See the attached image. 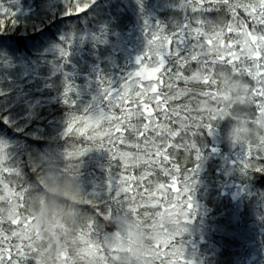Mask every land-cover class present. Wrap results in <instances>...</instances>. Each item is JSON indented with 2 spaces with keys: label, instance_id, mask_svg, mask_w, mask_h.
I'll use <instances>...</instances> for the list:
<instances>
[{
  "label": "rangeland",
  "instance_id": "1",
  "mask_svg": "<svg viewBox=\"0 0 264 264\" xmlns=\"http://www.w3.org/2000/svg\"><path fill=\"white\" fill-rule=\"evenodd\" d=\"M134 1L139 6L140 0ZM148 1L141 0L146 9L139 11H144L145 15L136 16L121 32L104 42L109 50L105 57L111 75L108 81H82L66 72L53 85L56 98L66 91L71 93L70 103L64 116L49 122L53 134L45 145L52 149L40 153L43 173L55 183L60 171L69 176L75 173L77 178L71 176L69 186L77 195H85L97 221L90 224L94 226L86 228L82 224H69L76 219L75 206L65 210L58 205L46 214L24 209L21 206L24 195H16L6 188L0 197V252L4 256L11 252L15 257L12 264L25 263V249L32 250L34 241L46 244L40 249L41 255L27 264H216L219 255L208 244L212 231L231 240L225 254L220 255L227 261L224 264H264V231L259 225L262 213L258 209L261 201L258 191L247 178L249 171L244 172L245 168L255 166L264 152V113L257 112L253 81L246 73L234 71L221 62L210 74L211 85L196 83L188 89H205L206 98L200 102L201 111L211 118L215 128L211 135L204 133L198 139L199 161L195 160L194 153H185L188 164L196 168L190 173L188 186L177 187L180 183L178 173L168 185L150 181L151 191L145 189L140 193L143 199H138L132 195L135 189L131 184L126 189H119V165L106 149H101L96 140L87 135L92 131L98 136L95 128L105 123L102 116L108 111L105 109L104 88L110 87L113 93L119 91L129 76L138 70L137 60L144 56L147 40L153 31L163 28L167 34H175L187 32L192 26H201L206 34L211 35L230 22L231 11L264 9V0H216V6L205 4L195 13L189 0ZM46 2L65 4L70 0ZM72 21L74 23L66 25L62 35L49 46L50 52L59 57H62L61 49L69 53L67 56L71 55L69 45L72 43L92 42L93 46L88 47L92 49L94 43L99 42L84 19ZM249 38L255 43V38ZM194 43L191 34H187L178 41L175 50L183 57ZM28 68L23 71L24 82L33 84L36 76ZM31 76L34 78L29 80ZM37 81L41 84L43 80ZM41 104L36 101L34 106L40 107ZM34 106L31 109H35ZM84 111L89 112V122L73 132L74 125L69 122L82 116ZM228 116L233 119L228 120ZM141 126L137 114L126 137L129 146L135 143L133 137L138 139L136 129ZM0 143L7 146L4 159L8 158L9 167L4 171L9 174L15 142L3 138ZM118 155L126 157L122 159L124 166L133 165L137 173L147 163L140 153L118 152ZM243 158L246 161L244 167ZM4 159H0V165ZM69 168L73 170L69 172ZM204 178L212 183H205V187ZM2 179L0 177V182ZM118 190L121 192L119 196L116 195ZM124 191L128 192L127 196L123 195ZM189 195L190 198L186 199ZM53 200L59 201L54 197ZM208 200H224L226 207L221 216H217L218 211L214 215ZM245 203L248 206L246 211ZM188 204L192 207H187ZM2 223H6V227ZM65 242L70 247H66Z\"/></svg>",
  "mask_w": 264,
  "mask_h": 264
},
{
  "label": "snow or ice",
  "instance_id": "2",
  "mask_svg": "<svg viewBox=\"0 0 264 264\" xmlns=\"http://www.w3.org/2000/svg\"><path fill=\"white\" fill-rule=\"evenodd\" d=\"M94 2L70 0L66 14L86 13ZM189 4L195 13L205 4L216 6V0H189ZM229 20L211 35L206 34L201 26H192L187 32L175 34H167L163 28L153 31L147 40L144 56L137 60L138 70L129 76L119 91L113 93L110 87L104 88L105 109L108 111L102 116L105 123L95 128L98 136H94L92 131L87 135L95 139L101 149H106L119 165V189H126L131 184L135 189L132 195L142 200L140 193L145 189L151 191L150 181L168 185L178 173L180 183L177 187L189 185L190 173H194L196 168L188 164L185 153H194L195 160L199 161L200 154L194 138L204 133L211 135L214 124L201 111L200 102L206 98L203 94L205 89H188L196 83L211 85L210 74L221 62L234 71L246 73L247 78L253 81L257 112L264 113V9L257 8L254 12L237 9L231 11ZM6 27V22L0 20V29ZM187 34H191L195 43L188 54L181 57L175 49L178 41ZM249 37L255 38V43ZM201 40L204 43H200ZM60 54L62 57L69 55L62 49ZM185 92L186 95L182 94ZM67 96L66 91L65 103L69 104ZM88 113L84 111L82 116L69 122L74 125L73 132L89 122ZM137 114L142 126L136 129L138 139L133 137L135 143L129 146L126 137L129 136V125ZM118 152L140 153L147 163L137 173L133 165L124 166L122 159L126 157L118 155ZM5 157L7 146L0 143V159ZM7 160L4 159L0 165V177H7L4 171L9 167ZM258 161L264 163V159ZM245 164L243 158L242 167ZM248 171L245 168L244 172ZM250 171L264 174V167L256 165ZM120 194L118 190L116 195ZM123 195L127 196L128 192L124 191ZM185 198L189 199L190 195ZM187 207L191 208L192 204ZM13 259L15 257L11 256V252L8 256L0 252V264H5V261L12 264Z\"/></svg>",
  "mask_w": 264,
  "mask_h": 264
},
{
  "label": "trees",
  "instance_id": "3",
  "mask_svg": "<svg viewBox=\"0 0 264 264\" xmlns=\"http://www.w3.org/2000/svg\"><path fill=\"white\" fill-rule=\"evenodd\" d=\"M138 2L139 6L134 0H95L88 12L68 16L66 12L69 3H49L46 0H0V20L7 24L6 29H0V140L10 138L15 142L11 173L6 172L7 177H3L0 182V197L6 188L13 190L16 195L21 193L24 195L21 206L39 214L50 213L58 205H60L58 208L65 210L75 206L76 219L74 222L69 221V224L75 223L77 226L82 224L83 228L94 226L90 225L97 221L92 212L93 207H88L89 203L84 194L77 195L69 186L71 178H77L76 174L72 172L71 177L62 170L61 175L57 173L59 180L55 183L51 177L43 173L40 153L52 149L45 145L53 134L52 128L48 127L49 122L64 116L65 108L68 106L61 104L66 99L65 92L60 98H56L53 85L66 72L72 73L75 78L82 81L92 83L108 81L111 75L105 57L109 50L104 42L121 32L126 23L134 21L136 16L145 15L144 11H139L146 9L145 4L142 7L141 0ZM74 19H84L99 42H95L92 49L88 48L93 46L92 42L72 43L69 46L71 55L59 57L50 52L49 46L62 35L66 25L74 23L72 21ZM27 66L36 76V79L33 76L28 78L29 80L34 78L33 84L24 82L23 71ZM39 79L43 80L41 84L37 81ZM70 94L68 93V100ZM36 101L42 102L40 107L34 106ZM33 106L35 109H31ZM227 119L233 118L228 116ZM201 136L194 138L197 146ZM259 159H264V152L255 164L264 167V163L258 161ZM72 170L68 169L69 172ZM247 178L258 191L261 201L258 209L262 213L259 225L264 231V174L254 173L249 169ZM203 182L205 187L206 184L212 183L205 178ZM3 184L8 186L4 187ZM53 197L59 201L55 202ZM207 203L214 215L216 211L218 217L223 214L222 210L226 207L224 200L218 202L208 200ZM247 209L245 203L244 210ZM105 223L108 224L107 221ZM6 225L2 223L3 227ZM262 236L264 238V233ZM36 242H33L32 250L25 249L24 264L41 255L40 249L46 243ZM65 244L66 247H70L67 242ZM208 244L211 245L212 251L219 255L220 260L216 261V264L227 262L225 257L222 258L220 255H224L228 244H231L229 238L225 235L217 236L216 232L212 231Z\"/></svg>",
  "mask_w": 264,
  "mask_h": 264
}]
</instances>
